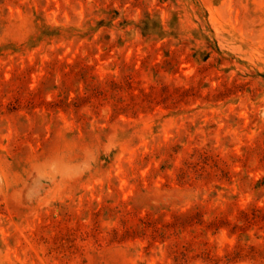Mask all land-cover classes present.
Here are the masks:
<instances>
[{
	"label": "rangeland",
	"instance_id": "obj_1",
	"mask_svg": "<svg viewBox=\"0 0 264 264\" xmlns=\"http://www.w3.org/2000/svg\"><path fill=\"white\" fill-rule=\"evenodd\" d=\"M0 264H264V0H0Z\"/></svg>",
	"mask_w": 264,
	"mask_h": 264
}]
</instances>
